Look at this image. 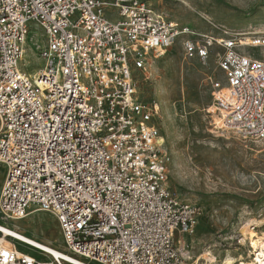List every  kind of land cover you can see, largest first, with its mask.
Instances as JSON below:
<instances>
[{"label": "built area", "instance_id": "1", "mask_svg": "<svg viewBox=\"0 0 264 264\" xmlns=\"http://www.w3.org/2000/svg\"><path fill=\"white\" fill-rule=\"evenodd\" d=\"M209 24L182 27L147 0H0L1 217L49 214L59 250L85 264H188L176 241L198 211L169 186L156 105L140 100L135 73L147 78L178 39L184 60L214 54L216 124L263 142L264 33ZM33 27L36 77L20 68ZM12 242L0 241V264H69Z\"/></svg>", "mask_w": 264, "mask_h": 264}, {"label": "rangeland", "instance_id": "2", "mask_svg": "<svg viewBox=\"0 0 264 264\" xmlns=\"http://www.w3.org/2000/svg\"><path fill=\"white\" fill-rule=\"evenodd\" d=\"M147 1L155 11L198 33L212 32L209 23L264 33V0ZM33 29L26 43L32 39L41 49L43 40L39 30ZM181 44V39L176 40L154 59L147 78L135 73L140 100L156 105L153 123L168 159L169 186L198 211L193 234L176 243L185 241V251L191 258L185 256L188 264H193L204 250L210 251L218 264L227 255L247 260L252 252L239 243L244 222L260 221L251 230L258 236L264 233V141H244L219 128L216 113L211 112L208 81L209 76L222 81L214 54L205 62L184 60ZM31 47L26 49L24 62H20V68L28 74L44 69L41 55L33 54ZM4 172L0 165V189ZM0 224L58 250L62 247L57 223L47 213H31L18 221L0 215ZM17 248L25 250L23 246Z\"/></svg>", "mask_w": 264, "mask_h": 264}, {"label": "bare ground", "instance_id": "3", "mask_svg": "<svg viewBox=\"0 0 264 264\" xmlns=\"http://www.w3.org/2000/svg\"><path fill=\"white\" fill-rule=\"evenodd\" d=\"M261 33V32H256ZM31 37V36H30ZM29 46L31 45V49H33V54L36 52L35 55L40 54V47L36 44V41L32 39H28ZM35 40V39H34ZM27 42V41H26ZM28 43H26L28 45ZM28 46V47H29ZM27 47V48H28ZM24 47L23 50V62L25 60L26 49ZM39 51V52H37ZM40 56V55H39ZM41 57V56H40ZM43 70V69H42ZM39 71H31L29 75L31 77H36V74ZM264 221V220H263ZM260 221L248 219L244 222L243 227L240 229V236L241 240L239 243H242V246H248L249 250L252 252L251 257L247 255V260L244 259H234L233 257L227 255L222 261L221 264H264V233L261 236H258L256 233L251 230V227L259 225ZM0 241L3 242L4 245L10 244L9 241H15L25 246L30 247L38 252L43 253L47 258L50 260L58 259L60 261L64 260L69 264H85L84 262L69 256L62 251L53 248L48 244H44L42 242H38L32 238L24 236L21 233H18L4 225L0 224ZM190 257H187V260H190ZM214 259L216 257L208 250H204V252L199 256L195 257V262L193 264H199L198 261L203 260L204 264H218Z\"/></svg>", "mask_w": 264, "mask_h": 264}]
</instances>
